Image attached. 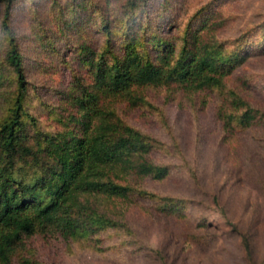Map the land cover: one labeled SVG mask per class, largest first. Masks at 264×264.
Masks as SVG:
<instances>
[{
  "label": "rangeland",
  "instance_id": "1",
  "mask_svg": "<svg viewBox=\"0 0 264 264\" xmlns=\"http://www.w3.org/2000/svg\"><path fill=\"white\" fill-rule=\"evenodd\" d=\"M81 1L16 0L13 5L12 26L27 61V107L46 130L57 128L58 92L67 89L78 68V39L103 43L102 16L94 7L117 14L112 8L121 2L87 0L86 8ZM150 1V19L166 36H181L188 22L193 27L199 22L196 13L207 12L222 22L220 40L229 46L250 42L243 48L251 57L226 84L260 108L262 121L230 134L218 115L220 91L148 87L144 102L118 101L122 118L157 142L153 160L170 168L167 178L147 177L142 187L174 198L175 204L164 208L165 202L136 196L124 215L130 230L107 228L67 240L36 233L17 248L12 264H264V0ZM43 32L54 44L42 38ZM5 55L1 40L0 59ZM7 78L0 89L11 93L13 76ZM5 102L1 95L0 118Z\"/></svg>",
  "mask_w": 264,
  "mask_h": 264
},
{
  "label": "trees",
  "instance_id": "2",
  "mask_svg": "<svg viewBox=\"0 0 264 264\" xmlns=\"http://www.w3.org/2000/svg\"><path fill=\"white\" fill-rule=\"evenodd\" d=\"M15 1L0 0V41L6 46L0 88L10 74L14 86L11 93L0 89L6 101L0 118V264H12L17 248L36 233L67 240L107 228L130 230L124 215L136 196L165 202L164 208L175 204L142 187L147 177L167 178L170 168L153 160L157 142L122 118L118 101L144 102L148 87L220 91L218 115L230 134L263 119L260 108L226 84L251 57L243 48L250 42L229 46L220 40L222 22L207 12L196 13L199 22H188L181 36H166L150 19V0H121L112 8L117 14L94 7L102 16L103 43L78 39V68L58 92L57 128L43 129L27 107V61L12 26ZM41 36L54 44L51 35Z\"/></svg>",
  "mask_w": 264,
  "mask_h": 264
}]
</instances>
